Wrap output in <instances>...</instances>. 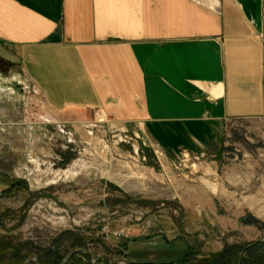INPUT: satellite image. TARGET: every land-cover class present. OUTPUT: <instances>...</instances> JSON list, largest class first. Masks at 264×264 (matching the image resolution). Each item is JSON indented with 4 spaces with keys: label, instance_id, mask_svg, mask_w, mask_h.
Segmentation results:
<instances>
[{
    "label": "rangeland",
    "instance_id": "1",
    "mask_svg": "<svg viewBox=\"0 0 264 264\" xmlns=\"http://www.w3.org/2000/svg\"><path fill=\"white\" fill-rule=\"evenodd\" d=\"M148 252L264 264V123L231 120L219 156L171 161L143 128L52 107L0 59V264H149Z\"/></svg>",
    "mask_w": 264,
    "mask_h": 264
},
{
    "label": "crops",
    "instance_id": "2",
    "mask_svg": "<svg viewBox=\"0 0 264 264\" xmlns=\"http://www.w3.org/2000/svg\"><path fill=\"white\" fill-rule=\"evenodd\" d=\"M0 59L171 161L219 156L231 120L264 123V0H0Z\"/></svg>",
    "mask_w": 264,
    "mask_h": 264
},
{
    "label": "trees",
    "instance_id": "3",
    "mask_svg": "<svg viewBox=\"0 0 264 264\" xmlns=\"http://www.w3.org/2000/svg\"><path fill=\"white\" fill-rule=\"evenodd\" d=\"M206 264H210V263H206Z\"/></svg>",
    "mask_w": 264,
    "mask_h": 264
}]
</instances>
